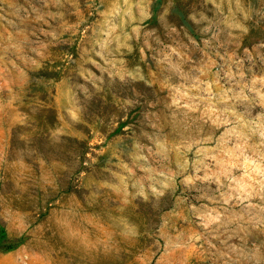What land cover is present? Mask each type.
I'll return each instance as SVG.
<instances>
[{
    "label": "rangeland",
    "instance_id": "obj_1",
    "mask_svg": "<svg viewBox=\"0 0 264 264\" xmlns=\"http://www.w3.org/2000/svg\"><path fill=\"white\" fill-rule=\"evenodd\" d=\"M114 6L0 0V264H227L226 245L264 264V223L246 222L264 210L224 205L264 174V7L119 0L101 15ZM81 215L107 247L67 231ZM53 225L66 244L37 246Z\"/></svg>",
    "mask_w": 264,
    "mask_h": 264
},
{
    "label": "clouds",
    "instance_id": "obj_2",
    "mask_svg": "<svg viewBox=\"0 0 264 264\" xmlns=\"http://www.w3.org/2000/svg\"><path fill=\"white\" fill-rule=\"evenodd\" d=\"M124 2L126 5L130 4V0H124ZM236 2L238 5L240 4V0H236ZM118 4H119V0H115L114 8L111 11L102 12L101 15H104L106 17L109 15H115L118 12ZM249 5H250V8L247 11L241 8V11L243 12L244 17L246 19L249 18L251 11L255 10L257 7H264V0H249ZM129 11H130V7H129ZM117 27L118 25H116L115 23H112L111 31L106 33V35L111 36L112 32L115 31ZM248 31L253 32L254 29L250 28L248 29ZM173 51L175 50L173 49ZM257 81H259L262 85H264V76L255 77L253 84H255V82ZM251 90L257 93V95L260 97L261 103L264 104V91H261L260 89H257L255 87H252ZM204 91L208 92L207 99L209 100V103L211 105V101L215 97L216 93L209 92L207 88H205ZM228 91H231V89L224 91L220 95L221 100L227 101L231 99V97H229L227 94ZM237 98L247 99V96L243 95V89H241V93L238 94ZM200 99H204V97H200ZM260 159L264 160V155L260 156ZM159 175L163 176L164 173L160 172ZM212 175H216L217 180L219 181L220 175H228V173L224 172V173L217 174L215 172H212ZM205 178H208V177L205 176ZM230 179L234 180V177H230ZM155 183L162 184L164 187L168 186L165 180H155ZM155 183L152 185V191L157 193L158 195H161V196L164 195L161 189L156 188ZM255 184L259 185V192L252 185H250V188H252V190L247 192L246 194L239 193L237 195L224 196V205L232 206L233 200L230 199V197L234 196L236 204L244 205L246 209L247 208H257V209L264 210V205L253 204L250 199V197L259 195L261 192H264V174L260 175L259 179H255ZM230 187H232L233 189V185H230ZM233 192L235 193L234 189H233ZM261 199H264V196H262ZM246 201L247 203H245ZM240 220L242 221L246 220L244 213H241ZM253 220L256 221L257 227H259L261 223H264V217H259V213H257L256 216L248 215L246 222L253 221ZM45 224L47 225V221H45ZM104 224H108L110 227L109 221L104 220ZM206 227L211 229V225H207ZM66 228H67V231L70 232L72 236L77 238V242L79 244H82L87 248H96L97 245L99 244H104L105 247H107L109 242L113 240V234H110V232H105L103 228L101 227V225L99 224V222L96 224H89L86 221L84 215H81L79 219H76L75 216H72L70 219L67 220ZM240 228L241 230H244V225L241 224ZM46 230L48 232H51L52 234L44 236L43 239L39 237L33 238L37 246L43 244L45 241H47L49 244H55L57 246L66 244V241L59 234V232L55 228V225H53L51 228H46ZM213 247H215V245H213ZM224 255L227 257V264H233V262H235V264H239V262L242 259L244 260L257 259V257L261 256V253H260V248L256 246H254L253 251L245 252L243 248H241L240 250H236V249H233L231 245H226V251Z\"/></svg>",
    "mask_w": 264,
    "mask_h": 264
}]
</instances>
